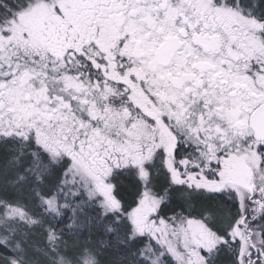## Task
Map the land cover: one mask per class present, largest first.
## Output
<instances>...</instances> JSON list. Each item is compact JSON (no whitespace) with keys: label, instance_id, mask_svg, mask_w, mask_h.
I'll list each match as a JSON object with an SVG mask.
<instances>
[{"label":"snow or ice","instance_id":"obj_1","mask_svg":"<svg viewBox=\"0 0 264 264\" xmlns=\"http://www.w3.org/2000/svg\"><path fill=\"white\" fill-rule=\"evenodd\" d=\"M0 264H264V0H0Z\"/></svg>","mask_w":264,"mask_h":264}]
</instances>
